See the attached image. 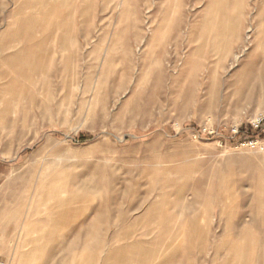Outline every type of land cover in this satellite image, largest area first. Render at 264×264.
I'll use <instances>...</instances> for the list:
<instances>
[{
  "label": "rangeland",
  "instance_id": "374dc122",
  "mask_svg": "<svg viewBox=\"0 0 264 264\" xmlns=\"http://www.w3.org/2000/svg\"><path fill=\"white\" fill-rule=\"evenodd\" d=\"M51 1L0 0V264H239L264 0Z\"/></svg>",
  "mask_w": 264,
  "mask_h": 264
},
{
  "label": "bare ground",
  "instance_id": "6f19581e",
  "mask_svg": "<svg viewBox=\"0 0 264 264\" xmlns=\"http://www.w3.org/2000/svg\"><path fill=\"white\" fill-rule=\"evenodd\" d=\"M51 1V0H50ZM53 1V0H52ZM51 1V2H52ZM57 1V0H55ZM59 1V0H58ZM66 1V0H65ZM60 2V1H59ZM36 3V2H35ZM33 3V4H35ZM46 3V2H45ZM56 3V2H55ZM63 4V1H62ZM214 4V3H213ZM24 5V4H23ZM26 5V4H25ZM24 5V6H25ZM36 5V4H35ZM45 5V4H44ZM63 6V5H62ZM33 7V5H32ZM26 8L28 6L26 5ZM43 8V6H42ZM46 8V6H45ZM34 9V8H33ZM44 11V8L42 9ZM47 11V10H46ZM36 12V11H35ZM54 12V11H53ZM46 13V12H45ZM44 13V14H45ZM211 13V12H210ZM43 14V13H42ZM48 14V13H46ZM215 15V14H214ZM209 16V15H208ZM212 20V19H211ZM224 20V19H223ZM232 20V19H230ZM210 23V22H209ZM229 23H234L232 21H229ZM230 25V24H229ZM230 27V26H229ZM228 27V28H229ZM227 31V30H226ZM230 31V30H228ZM228 35V34H227ZM69 36V35H68ZM223 46V45H222ZM68 47V46H67ZM219 47V46H218ZM223 48V47H222ZM226 48V44L224 46ZM223 48V49H224ZM218 49V48H217ZM226 50V49H225ZM222 51V50H221ZM218 53V52H217ZM220 54V53H219ZM21 54L17 55L15 57V66L19 67L23 65V61L21 59ZM0 58H1V53H0ZM250 202V201H249ZM235 219V217H234ZM251 228H256V230H259L260 232V237L257 238L256 240H251L250 236L248 235V231ZM208 229V227H207ZM234 231H239L242 230L244 232V236L239 238L240 239V245H239V258L240 262L239 264H264V217L263 218H256L252 216L250 220L245 221V217L240 218L234 225H233ZM207 231V230H206ZM254 231V230H253ZM257 233V232H256ZM255 234V233H254ZM241 235V234H240ZM257 235V234H256ZM259 235V234H258ZM257 235V237H258ZM255 236V235H254ZM238 236H236V239ZM259 242H261V247L259 245ZM220 258V248H217L215 250V256H214V261H217Z\"/></svg>",
  "mask_w": 264,
  "mask_h": 264
},
{
  "label": "trees",
  "instance_id": "16d2710c",
  "mask_svg": "<svg viewBox=\"0 0 264 264\" xmlns=\"http://www.w3.org/2000/svg\"><path fill=\"white\" fill-rule=\"evenodd\" d=\"M80 139H86L85 137H81Z\"/></svg>",
  "mask_w": 264,
  "mask_h": 264
}]
</instances>
